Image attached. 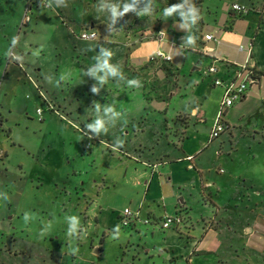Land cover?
Here are the masks:
<instances>
[{
  "label": "rangeland",
  "instance_id": "1",
  "mask_svg": "<svg viewBox=\"0 0 264 264\" xmlns=\"http://www.w3.org/2000/svg\"><path fill=\"white\" fill-rule=\"evenodd\" d=\"M66 2L67 7L41 8L40 0H0V193L8 196L0 198V264H264V80L262 98L230 109L225 132L210 143L206 138L204 151L191 161L193 172H201V191L188 163L176 159L171 170L185 184L180 193L192 210L190 218L184 214V225L169 229L178 237L151 226L122 228L117 214L135 207L129 197L142 178L135 173L136 163L117 157L144 154L150 168L151 162L172 160L167 153L182 150L189 130L197 132L189 139L192 144L208 135L221 91L210 89L200 102L196 97L189 76L205 78V63L188 71L197 54L180 40L189 33L177 26L178 15L163 16L164 8L181 0H153L152 15L129 12L111 33L108 13L97 11L99 0ZM203 2L193 0L201 15L191 30L196 42L201 32H214L220 44L204 51L244 64L246 53L239 47L245 41L224 30L231 3ZM248 22L236 20V28L243 30ZM91 28L99 37L80 40L82 30ZM157 31L165 39L160 45L150 41ZM13 37L20 62L5 57ZM100 46L110 49L111 62L142 87L110 79L99 94L92 93L96 82L85 72ZM157 50L171 61L151 62ZM225 65L232 69L234 64ZM206 87L200 86V97ZM96 103L111 104L122 116L107 135L89 139L85 126L95 119ZM195 106L202 114L190 117ZM117 138L123 146L112 151ZM122 168L128 169L124 178L113 175ZM25 212L33 216L27 224ZM72 215L84 229L78 238L67 235L66 217ZM202 227L217 234H210L188 260L186 242Z\"/></svg>",
  "mask_w": 264,
  "mask_h": 264
},
{
  "label": "crops",
  "instance_id": "2",
  "mask_svg": "<svg viewBox=\"0 0 264 264\" xmlns=\"http://www.w3.org/2000/svg\"><path fill=\"white\" fill-rule=\"evenodd\" d=\"M221 2H222V4L224 2L225 3L229 2L231 4L236 3V4H241V5L250 7V8L252 7V9L254 11L253 13H255V14H253L252 12H249L248 15L244 16L243 18H240V19L249 20L246 28H244L243 30L240 27L236 28L235 22H236V20H240V19H234L233 20L231 18L233 16L232 15L233 13L230 12V8L226 14L228 16V19L226 21L225 27H227L231 22H233L231 25L230 34L238 37L241 41H245V43H246L245 46L248 45L249 42L252 43L251 60L248 62V66L254 67V69L258 73L264 74V13H262L264 11V0H221ZM203 6H206V0H204ZM260 13H262L261 14L262 15V22L258 27L259 18L261 16ZM250 14H252V15H250ZM225 27H224V30H225ZM200 34L202 37L205 34H213L215 37L217 36L216 33H214V32H206V33L201 32ZM180 41H181V43H184V40L182 38ZM208 44L209 43H205L203 41V39H201L198 42L195 41L194 46H191L192 49L190 51L193 52L194 54H197V55H196V60L194 62H192L193 63L192 66L188 69L189 72L190 71H192V72L196 71L195 69L200 67V65L198 64L199 62L200 63L204 62L205 63L204 65L206 67L208 65L209 61H211L212 59H218L215 52L204 51V49L210 48L208 46ZM158 45H160V44H158ZM169 45L176 47V44L173 41H171V43ZM241 46H243V45H241ZM182 49H184V48H182ZM210 49H212V48H210ZM203 51H204V53H202ZM218 60H220V59H218ZM245 61H246V59H245ZM226 62H228L230 64L242 65L240 63H235V62L228 61V60ZM217 66H218L220 75L224 78H226L233 71L231 68L228 69V67H227V65H225V63H219ZM177 71L179 72L178 69H177ZM194 74L192 76H189V77H190V80L192 82L193 88H195V90H196V97L199 99V102H200V100L202 98H204V96H206L207 92L214 87H211L212 85H211V81L209 78L201 79L202 77L198 76V74H196L198 77H194V76H196ZM263 80H264V76L261 78V80L259 82V86L252 88L251 92L249 93L247 98L243 102L236 104V105L244 104L252 97H256V98L258 97V100L261 99L262 98L261 97V87H262L261 85H262ZM204 83L207 86L206 91L204 92V94H201V97H200V93H201L200 86L203 85ZM214 89L220 90L221 95H222L221 89H219V88H214ZM164 104H165V106L169 105L168 102H164ZM229 110L225 114V117H224L225 122H229L226 119V116H227ZM197 111L201 112V110L199 108H197L196 106L193 107L191 110V113H190V115H191L190 117H193V116L196 117L195 114L197 113ZM201 114H202V112H201ZM214 118H215V116L213 117V119L211 121L210 128L213 125ZM207 121L208 120L206 119V117L204 116V113H203L201 122H203V124L205 125L207 123ZM200 126L201 125L199 124L198 127H200ZM210 128H209V132H210ZM195 129L189 130V132H188L189 137L183 143L182 150H180V151L175 150L174 156H171L167 153V158L172 159V160H167V161L163 160L162 162H160L158 164H157V162H151V165H152L151 168L149 166L145 165V163H147V162H145V160H143L144 154H142V156H140V157L137 156L136 158L135 157H129V156H128L129 157L128 158L125 156V154L123 155V158L117 157L119 160H123V161L124 160H127V161L132 160L134 163H136V164H134L135 165L134 166L135 167L134 168L135 173L138 175V179L142 178L141 180H138V181H140V182L142 181L143 183L141 182V184H140L138 182L136 184V187L134 190L135 196L132 197V199L130 196L129 199H130V201L133 200V202L136 203L134 205L135 207L140 205L142 207L144 214L147 213L151 217L160 219L166 215H173L177 211V208L181 207L182 209H184V207L181 206V203H183V205H185L189 209V213H187V211H186V213H187L188 218H190L189 214L192 213V210L190 209V207H188L187 201H185L184 197L182 196V192L180 193L181 188L183 186H185V184L183 182L178 181V179L173 175L174 171L171 169L173 168L174 165L177 164L178 161H180V160H176V159H181V160L183 159L184 161H186L188 163L187 169L190 172H192V174L197 178L199 189H200V191L202 190V186H201L202 181L200 178L201 172H199V171L193 172L194 171V165L192 164L193 169H190L189 166L191 165V162H188L186 159H187V157H193V161H194L204 151V148L207 145V142H205V140H206V138L208 139L209 133H208V135H205L202 138H199V141L197 142V144H192L189 142V139L195 133H197L195 131ZM114 157H116V156H114ZM127 171H128V169L122 168V170L119 171V173H113V175L114 176L120 175L121 178H124L127 175ZM197 180H196V184H197ZM106 181L103 180V182H104L103 187L108 186L107 185L108 183ZM169 193H171V196ZM172 198L174 199L173 208H171L169 206L171 209L170 208L168 209V204H170V199H172ZM175 198H176V201H175ZM202 198H203V196H201V200L204 203L205 199L203 200ZM160 203L163 207H161ZM178 204L180 206H178ZM119 214L120 213L117 214V222H118ZM192 220H193V218H192ZM210 220H212V219H210ZM204 227H205V224H204ZM139 229H143V227H140ZM194 231H195V229L193 230V236H194L193 239H190V242H186V244H188V246L185 247L186 249H188V251H187V254H188L187 259L188 260H190L191 252L194 254L200 248V246H202L205 243L207 237H209L210 234H212L214 236L217 234L216 233L217 230H215L214 228H210L207 230V229L202 227L201 230L198 231L200 234H197V233L195 234ZM167 232H171L170 234L178 237L175 234V232H173V231L168 230ZM136 234H139V233H136Z\"/></svg>",
  "mask_w": 264,
  "mask_h": 264
},
{
  "label": "clouds",
  "instance_id": "3",
  "mask_svg": "<svg viewBox=\"0 0 264 264\" xmlns=\"http://www.w3.org/2000/svg\"><path fill=\"white\" fill-rule=\"evenodd\" d=\"M143 5V6H141ZM67 7L66 0H40V7ZM153 0H117V2H112V0H99L97 7L98 12H107L110 22L108 23V31L114 32L116 30L115 25L119 18L125 16V14L132 12L137 16H150L154 12ZM178 15L181 22L177 25L181 30L189 33L184 37V43L182 46H194L196 37L191 34V30L198 24L201 19L200 10L193 3V0H181L179 4H173L163 9V16L165 18L173 17ZM95 35V31L92 33ZM18 38L13 37L11 41V46L6 50L5 57L11 62H20L22 57L14 53L13 48L17 45ZM113 57V52L100 46L99 52L93 57L95 61L94 64L89 66L85 72V75L89 78L95 80V84L91 88V92L94 94H99L101 88L111 79L120 83L123 82L129 88H139L142 87V83L138 79H127L121 67L118 64H113L111 62ZM64 77L61 76L60 80ZM59 81H57V84ZM95 108V119L90 123L86 124L87 131L84 135H87L89 139L93 137H100L102 135H107L109 132V126L115 125L116 121L120 119L122 113L117 111L116 108L111 104H101L96 103ZM103 143L104 141L101 140ZM123 146V141L120 138L115 139L110 147L112 151H117ZM0 198L4 201L8 200V196L5 193H0ZM33 216L28 212L24 213L23 220L25 224L32 219ZM66 221L68 224L67 235L69 237L78 238L84 229L80 223V218L78 216L72 215L67 216Z\"/></svg>",
  "mask_w": 264,
  "mask_h": 264
},
{
  "label": "built area",
  "instance_id": "4",
  "mask_svg": "<svg viewBox=\"0 0 264 264\" xmlns=\"http://www.w3.org/2000/svg\"><path fill=\"white\" fill-rule=\"evenodd\" d=\"M252 8L233 3L230 5V12L233 13L232 19H240L248 15ZM95 31V35H93ZM99 37L97 31L93 28L82 30L79 35V39L85 42H93ZM205 43H212L214 48L220 43V40L216 38L213 34H205L202 37ZM151 42L158 44L164 43V35L160 31H157L154 36L150 39ZM213 48V50H214ZM208 52V50L206 51ZM239 52L246 53V61L242 65L234 64L232 67V73L226 78L220 75L218 64L227 63L218 59H212L211 63L207 65L203 70V75L205 78H209L211 85L214 88H219L222 90V95L218 104V109L213 121V125L210 128L208 142H212L219 138L226 130L225 114L229 109H232L236 104L243 102L251 89L259 86V82L263 76L254 69V67L248 66V62L251 60L252 43L249 42L246 46H240ZM151 62H165L171 61V57L161 50H157L153 56L149 59ZM41 114V111H38ZM188 162L193 160V157H187ZM193 169V165L189 166ZM187 217L186 211L179 208L173 215H166L160 219L151 217L149 214H144L142 207L139 205L133 209L125 208L120 212L118 217V224L122 228H131L134 231L140 227L147 228L151 226L159 230H169L173 228L180 227L184 225V221Z\"/></svg>",
  "mask_w": 264,
  "mask_h": 264
},
{
  "label": "trees",
  "instance_id": "5",
  "mask_svg": "<svg viewBox=\"0 0 264 264\" xmlns=\"http://www.w3.org/2000/svg\"><path fill=\"white\" fill-rule=\"evenodd\" d=\"M260 15H261V13H260ZM261 22H262V15H261L260 18H259L258 27H259V25L261 24ZM232 23H233V22H231L227 27H225V30H229V29H231V25H232ZM259 75H260V76H264L263 73H259ZM102 241H103V238H100V242H102Z\"/></svg>",
  "mask_w": 264,
  "mask_h": 264
},
{
  "label": "water",
  "instance_id": "6",
  "mask_svg": "<svg viewBox=\"0 0 264 264\" xmlns=\"http://www.w3.org/2000/svg\"><path fill=\"white\" fill-rule=\"evenodd\" d=\"M208 46H209L210 48H214V45H213L212 43H209Z\"/></svg>",
  "mask_w": 264,
  "mask_h": 264
}]
</instances>
